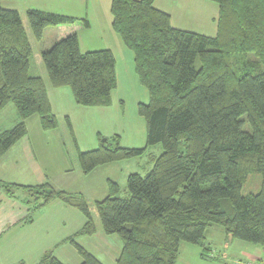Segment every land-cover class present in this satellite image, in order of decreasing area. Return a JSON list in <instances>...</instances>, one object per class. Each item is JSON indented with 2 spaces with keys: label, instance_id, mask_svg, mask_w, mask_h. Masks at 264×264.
Listing matches in <instances>:
<instances>
[{
  "label": "trees",
  "instance_id": "trees-1",
  "mask_svg": "<svg viewBox=\"0 0 264 264\" xmlns=\"http://www.w3.org/2000/svg\"><path fill=\"white\" fill-rule=\"evenodd\" d=\"M2 1L0 110L13 103L20 120L0 131V157L26 135L30 116L37 115L45 130L57 126L44 81L29 74L32 49L19 13L3 8ZM154 1L111 0L110 6L112 29L133 52L135 72L148 91V102L137 107L146 124V145L162 148L147 174L128 175L125 196L109 180L107 196L94 202L103 233L121 240L115 264H175L182 242L199 245L204 258L209 250L204 234L211 225L235 240L264 246V0H210L219 9L214 36L173 27ZM26 16L36 40L48 26L78 20L38 9H28ZM81 22L88 27L86 19ZM247 53L261 69L245 58ZM41 58L50 85L69 87L76 104L110 106L116 88L111 50L82 53L71 33L43 50ZM118 140V135L113 143L98 135V147L78 150L81 172L145 151L122 147ZM249 171L259 173L260 189L244 195L241 186ZM0 189L29 194L33 201L23 200L31 213L27 221L53 200L76 207L86 221L66 241L81 264H103L75 241L97 230L83 194L56 190L48 182L0 181ZM37 264L63 263L46 252Z\"/></svg>",
  "mask_w": 264,
  "mask_h": 264
},
{
  "label": "crops",
  "instance_id": "crops-1",
  "mask_svg": "<svg viewBox=\"0 0 264 264\" xmlns=\"http://www.w3.org/2000/svg\"><path fill=\"white\" fill-rule=\"evenodd\" d=\"M12 1L13 0H3L1 2V6L6 9H14L19 13L22 26L32 49L30 35L32 37L33 35L29 27L27 16L25 21L23 19L25 18V16H23L24 14L20 12L16 6L4 4L11 3ZM22 2L25 4L23 6H26V11L30 8H33L48 12H56L78 19L72 24L54 26L56 27V34H54V39L51 45L62 37L71 33H75L78 37L80 51L82 53L93 51L85 49V47L82 49V37L80 33L84 32V30L96 31L97 36L101 39V47L99 48L111 50L114 56L116 87L122 84V80L126 78L130 81H135L138 79L134 67L133 52L124 45L119 35L116 34L112 29V15L110 13L111 0H22ZM172 2L178 3V7L176 9L182 8V11L177 13L176 17L173 15L174 9L168 7L164 0H155L154 6L155 8L169 14L171 25L173 27L182 28L175 25L174 22L176 20L174 21V18H179L181 12L187 13L188 17L199 16L200 13L194 14L191 12V7H200L206 3V0H172ZM68 6L85 9V13L84 15L80 13H78L80 15L76 13H68L67 9L65 8ZM84 18L88 22V27H84L82 22L79 21ZM42 51L43 50L39 51V59H41V62ZM31 76H39L44 81L48 100L54 116H56V111L52 103V98L62 97L64 101H69V99L70 101H74L71 90H67L69 87L65 88L64 86L56 88L55 90H49L46 84H48L49 87L52 86L50 85L48 76V83L45 81L44 75ZM111 95L112 92L110 94V99L112 100ZM8 105L9 103L0 110V113ZM33 117L34 116H30L25 120L27 130L26 135L14 145H12L0 157V181L19 185H35L48 182L56 190L83 194L81 189L73 187L72 178L64 177L95 176L97 175V171L102 167L114 164H104L98 166L89 174H83L80 170L76 157V164L74 163V165L69 167L67 162L68 150L66 145L68 143L67 132L68 134H71V129L60 128L57 125L52 129L45 130L40 126L39 118ZM17 118H14L15 125L20 120L19 116ZM1 119L2 118H0V121ZM29 121H38L39 126L30 129L28 126ZM7 129L10 128H0V131ZM75 148L77 156V151L81 150L78 148V146ZM108 179H110L109 175L103 174L101 175L100 182L104 184V182H106ZM107 194L108 190L106 192L103 191L100 194V199L96 200L105 198ZM23 200L24 195L20 191L15 192L13 195H9L0 189V264H37L40 257L46 252H52V254L63 264H70L69 261L62 256L64 254L66 258L68 256L71 258L76 257V250L66 240L70 236L76 234L83 227L86 221L84 215H82V213L76 207L67 205L58 200H53L44 207L37 210L36 213L33 214L32 220L27 221L30 215H28L29 212L27 207L24 205ZM90 213L96 227H101L96 208L92 207L90 209ZM215 233L218 234L217 239L221 242L220 247L224 251L230 247L235 249L233 250L232 254L228 255L226 251L223 253L221 264H264V246L253 245L240 242L239 240H234L233 238L226 236L223 230L216 228L214 225L207 227L204 234L203 245L208 247L210 250L212 249L211 246L214 243V238L212 235ZM80 238V236L76 237L75 241L81 246L82 244L80 242ZM196 246L200 247L199 245ZM180 250L181 244L179 247L178 257L180 255ZM200 253L199 257L202 259L203 257L200 256ZM99 261L102 262L101 260ZM114 262H116V260H114Z\"/></svg>",
  "mask_w": 264,
  "mask_h": 264
},
{
  "label": "rangeland",
  "instance_id": "rangeland-1",
  "mask_svg": "<svg viewBox=\"0 0 264 264\" xmlns=\"http://www.w3.org/2000/svg\"><path fill=\"white\" fill-rule=\"evenodd\" d=\"M164 1L168 7L174 9V17L177 16V13L182 11V8L176 9L178 7L177 2L173 3L172 0ZM4 4L16 6L19 11L24 14L23 16H25V18L23 19L26 21V6H23L25 4L22 0H13L11 3ZM65 8L68 13L71 14L80 13L84 15L85 13V9L69 6ZM191 12L194 14L200 13V15L188 17L187 13L181 12L179 18H174V21L176 20L174 22L175 25H177V27H182L180 29L193 30L194 32L196 31L209 36H214L216 34V22L219 9L215 2L206 0V3L200 7L192 6ZM79 21L81 22V20ZM44 29L40 40H36L30 35L33 53L30 58L29 74L44 75L45 81L48 83L46 70L41 59H39V51L51 47L54 34H56V27L48 26ZM80 34L82 37V49H84L83 47L88 50L100 49L101 39L97 36L96 31L84 30V32H81ZM245 56L247 60L252 61L261 69V64L253 53H247ZM46 85L49 90L56 89L54 87H49L48 84ZM65 88L67 87L65 86ZM67 90L70 89L67 88ZM111 92L112 100L108 107H83L76 105L74 101H70V99L69 101H64L62 97L57 96L58 98H52V103L56 111L55 118L57 120V125L60 128H71L72 132L71 134H68L67 132L68 143L66 146L68 150L67 162L69 167L74 165V163L76 164L75 158L77 156L75 147L78 146L81 151H88L98 147V135L106 138L110 143H113V141H111L112 137L118 135V142L122 147H146V151L142 155L113 162L114 164L99 169L95 176L64 177L72 178L73 187H77L83 191V196L89 203V210L92 207H95L94 202L97 201L96 199H100V194L103 191L106 192L108 190L107 181L110 180L118 183L120 186L119 195L125 196L127 192L126 181L128 175L131 173H139L140 175L147 174L152 168L154 157H157L162 152L160 144L146 145V124L144 118L139 115L137 107L139 103H147L149 98L148 91L140 84L139 79L130 81L126 78L122 80V84L114 88ZM33 116V118H38L37 115ZM17 117L18 115L15 106L13 103H9V105L0 113V118H2L0 121V128L13 127V125H15L14 118ZM28 126L32 129L39 126V123L38 121H29ZM244 129L249 130V126L245 125ZM103 174H107L110 177V179L106 180L104 184L100 182L101 175ZM260 183L261 177L259 173L256 171H249L246 175V179L242 183L241 193L245 195L257 192L260 189ZM20 192H22L26 198H30L27 192L22 190H20ZM30 201L32 202L33 199L30 198ZM35 213L36 212L33 214ZM28 215H31V213L29 212ZM216 228L222 230L218 226H216ZM80 237V242L83 245L81 246L89 253L96 256L104 264H115L114 260L118 257L122 247L121 240L117 235H106L101 230V227H97L95 234L91 236L83 235ZM212 237L214 238V243L211 246L212 249L205 252L206 257L202 258L204 260L199 257V253L202 250L200 247L182 242L180 255L177 258L176 264H221L223 253L226 251L229 255L232 254L235 249L230 247L224 251L220 247L221 242L217 239L218 234L215 233ZM62 257L67 259L70 264H81V258L77 252L76 257L71 258L68 256L66 258L64 254Z\"/></svg>",
  "mask_w": 264,
  "mask_h": 264
}]
</instances>
